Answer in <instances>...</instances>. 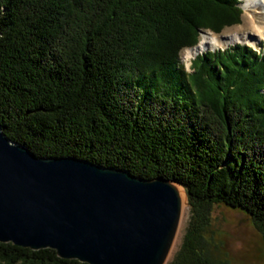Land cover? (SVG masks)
<instances>
[{
    "label": "trees",
    "instance_id": "16d2710c",
    "mask_svg": "<svg viewBox=\"0 0 264 264\" xmlns=\"http://www.w3.org/2000/svg\"><path fill=\"white\" fill-rule=\"evenodd\" d=\"M237 0H0V127L35 157L182 186L190 219L166 264L214 255V205L264 238V52H180L240 23ZM0 264H83L0 243Z\"/></svg>",
    "mask_w": 264,
    "mask_h": 264
},
{
    "label": "water",
    "instance_id": "95a60500",
    "mask_svg": "<svg viewBox=\"0 0 264 264\" xmlns=\"http://www.w3.org/2000/svg\"><path fill=\"white\" fill-rule=\"evenodd\" d=\"M180 184L74 157H35L0 127V243L83 264H166Z\"/></svg>",
    "mask_w": 264,
    "mask_h": 264
},
{
    "label": "rangeland",
    "instance_id": "374dc122",
    "mask_svg": "<svg viewBox=\"0 0 264 264\" xmlns=\"http://www.w3.org/2000/svg\"><path fill=\"white\" fill-rule=\"evenodd\" d=\"M237 1V6L242 10L239 24L224 27L219 33H214L209 29H200L197 32L196 45L191 48L183 49L180 52V62L186 73H192L191 64L198 55L209 51H223L229 47L239 44L251 47L257 52H259V50L264 52V38H257V36L252 33L253 31L251 30L247 20L248 16L255 12H251L250 10L249 12H246L241 6L242 1ZM257 11L259 13L255 14L257 17L256 20L260 24L263 19V16L260 14L262 13V10L259 8ZM207 33L219 37L233 33L239 35L246 34L250 40L254 41V43L250 41L235 42L220 48L207 49L203 52L197 53L198 55L195 54L194 56H187L186 52L195 48L203 37L207 35ZM189 219L190 211L187 203V205L182 208L180 222L167 262L172 259L173 255L177 251ZM209 223V231L213 235V244L217 247H212V249H214V255L218 257V259L224 261L225 264H264V238L256 231L250 218L244 212L237 209L227 208L223 205H214L211 211Z\"/></svg>",
    "mask_w": 264,
    "mask_h": 264
},
{
    "label": "bare ground",
    "instance_id": "6f19581e",
    "mask_svg": "<svg viewBox=\"0 0 264 264\" xmlns=\"http://www.w3.org/2000/svg\"><path fill=\"white\" fill-rule=\"evenodd\" d=\"M242 1V8L245 9L246 12H255L251 13V15L248 16V24L251 27L252 33L257 36V38H264V0H241ZM259 8H261L262 13H260L263 16V19L261 20L260 24L257 22V17L255 14H258L257 11ZM258 23V24H257ZM241 41H250L254 43L253 40H250V38L247 37L246 34H227L226 36H214L212 34H208L203 37V39L198 43V45L195 48L190 49L189 52H186L187 56H194L195 54L199 52H203L207 49H216L220 48L222 46H226L235 42H241ZM188 51V50H187ZM198 55V54H197ZM181 199H182V208L186 206L185 204V195L182 189H180Z\"/></svg>",
    "mask_w": 264,
    "mask_h": 264
}]
</instances>
